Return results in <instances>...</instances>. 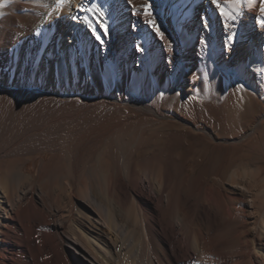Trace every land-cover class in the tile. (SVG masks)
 Here are the masks:
<instances>
[{
	"label": "bare ground",
	"instance_id": "bare-ground-1",
	"mask_svg": "<svg viewBox=\"0 0 264 264\" xmlns=\"http://www.w3.org/2000/svg\"><path fill=\"white\" fill-rule=\"evenodd\" d=\"M94 2L100 6L96 11L80 13L85 0H66L59 7L56 0H0L1 88L76 97L86 104L78 102L76 118L102 105L139 114L131 130L103 135L116 144L90 159L99 200L81 190L79 198L69 193L63 203L46 190L52 178L41 173L36 181L23 172L24 159L11 152L2 157L0 264H122L131 249L139 264H264L263 163L254 168L257 158L246 154L234 158L230 171L227 143L215 130L228 122L231 99L211 98L222 101L221 107L200 105L198 99L177 108L152 104L149 95L158 93L150 84L154 79L161 86L170 82L163 97L184 87L187 99L202 98L200 78L208 74L243 81L248 99L263 108L260 0H245L236 21L220 17L210 0H152L163 40L142 17L131 15L126 0ZM145 2L133 0L138 8ZM101 12L110 26L103 45L91 34ZM70 14L81 16V22L67 18ZM233 33L235 42L226 51V37ZM137 45L146 51L138 52ZM106 70L115 82L111 93L101 78ZM253 128L247 125L246 135ZM166 134L186 135L177 151L166 146ZM261 142L258 135L244 147L257 151ZM142 178L154 198L142 191Z\"/></svg>",
	"mask_w": 264,
	"mask_h": 264
},
{
	"label": "rangeland",
	"instance_id": "rangeland-1",
	"mask_svg": "<svg viewBox=\"0 0 264 264\" xmlns=\"http://www.w3.org/2000/svg\"><path fill=\"white\" fill-rule=\"evenodd\" d=\"M73 31L72 29L69 33L71 34ZM68 38L69 36L66 35V41ZM109 75L107 70L101 74L102 80L105 81L104 91L106 93H111L115 87L114 80L108 79ZM152 80L153 82L150 81L151 86L155 88L156 92L158 91L157 94H149L152 104L165 105L170 103L177 108H189L193 104V100L199 99L200 105L206 106L214 103L211 98H219L222 101L230 98L228 122L224 126L215 125V130L222 134V138L227 143L226 148L231 161L230 171L234 167V158L243 157L246 154H253V157L257 158L258 162L254 164V168L260 165L259 163H263L264 167V162L259 161V158L264 157V145H262L264 144V106L261 108L255 100L254 102L248 99L249 94H247L245 86L239 87L245 85L243 81L204 74L200 78L204 82L203 90L201 89L202 98L198 94V96L187 99L188 92L184 90V87H181L177 93L170 91L165 97L161 96L160 93L170 87V82H165L161 86L154 79ZM247 80L249 84L254 83L251 78ZM130 86L135 85L132 83ZM76 99L78 98L61 99L39 90L31 92L6 91L0 87V162L2 157L10 152L15 158L24 159L23 172L26 175H31L36 181L41 173L45 178H52V181L46 185V190L52 198L58 196L63 203H66L65 198L69 193H73L79 198L81 196L79 191L81 190L86 195H90V198L98 199L100 196L98 192H101L100 185L97 181L96 171L90 170V159L98 158L100 149L108 144L110 146L116 144V139L112 137L106 139V137L103 138V135L107 132L131 130L139 117L138 113L131 112L124 107L102 105L94 112L76 118L74 117L75 110L81 106L78 105V102L86 105L85 102ZM222 101L215 102L213 105L221 107L219 105H222ZM168 117L175 119L174 115H168ZM159 121L177 123L169 119ZM247 125H254L252 133L249 135H246ZM146 126L144 125V127ZM207 127L206 125H199L197 128L207 130ZM193 132L196 134L195 131ZM258 135L262 140L261 145L259 144L261 150L251 151V149L244 147L249 140L257 138ZM185 137V134H166L164 142L173 152L178 150ZM131 157V163L135 164V156ZM51 159L52 161L48 165ZM141 159L142 157L139 158V160ZM163 163L166 164V162ZM254 168L250 167L249 170ZM260 179H262L261 185H264V175ZM139 184L147 196L155 197L150 192L145 178H142ZM36 186L35 182L34 188ZM28 188H33V185H28ZM35 189L36 193L38 192L37 189L40 190L38 186ZM53 209L54 212L57 210L56 203H54ZM58 219L60 217L55 215V222L60 221ZM95 222L101 224L99 221ZM238 225V223L229 225L228 229L230 231L235 230ZM130 252L127 253L128 256L127 254L123 256L122 264H139L140 256L136 255L134 251ZM102 255L105 253H101Z\"/></svg>",
	"mask_w": 264,
	"mask_h": 264
},
{
	"label": "snow or ice",
	"instance_id": "snow-or-ice-1",
	"mask_svg": "<svg viewBox=\"0 0 264 264\" xmlns=\"http://www.w3.org/2000/svg\"><path fill=\"white\" fill-rule=\"evenodd\" d=\"M66 0H56L57 7L63 5ZM70 3V0H68ZM211 5H214L218 9V14L220 17L225 18L229 21H236L238 17L241 16V10L244 6L245 0H210ZM85 5L79 6L78 11L80 13H88L89 11H96L100 6L97 5L94 0H85ZM126 5L131 9V15L143 18V22L155 33V36L161 40L165 39L164 33L161 31V27L158 25L154 12L152 10V0H146V2L141 7H136L133 4V0H126ZM3 5H0L2 7ZM111 7V6H109ZM259 13L264 17V0H260L259 3ZM105 13H100V18L97 19V28L91 30V34L95 39L103 45L104 41L102 37H107L109 35V25H107L103 16ZM73 22H81V16L70 14L69 17ZM83 19H88V17H83ZM207 27H210L208 25ZM135 29V25H133ZM234 33L226 37L224 48L226 51H230V45L235 42ZM171 44V42H169ZM136 49L138 52L144 53L146 49L142 45H137ZM239 87H243L240 85Z\"/></svg>",
	"mask_w": 264,
	"mask_h": 264
}]
</instances>
